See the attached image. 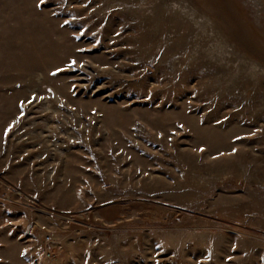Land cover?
Listing matches in <instances>:
<instances>
[{
	"label": "rangeland",
	"instance_id": "rangeland-1",
	"mask_svg": "<svg viewBox=\"0 0 264 264\" xmlns=\"http://www.w3.org/2000/svg\"><path fill=\"white\" fill-rule=\"evenodd\" d=\"M0 82L24 264H264V0H0Z\"/></svg>",
	"mask_w": 264,
	"mask_h": 264
},
{
	"label": "crops",
	"instance_id": "crops-1",
	"mask_svg": "<svg viewBox=\"0 0 264 264\" xmlns=\"http://www.w3.org/2000/svg\"><path fill=\"white\" fill-rule=\"evenodd\" d=\"M7 87L6 84L0 82V87ZM13 97V96H12ZM6 97L3 102L0 97V105H3L8 112L13 109L15 102L13 99ZM18 101L16 104H19ZM5 135V128L0 130L1 138ZM18 225L13 219H9L7 223L0 225V264H24L23 263V245L21 236L17 234Z\"/></svg>",
	"mask_w": 264,
	"mask_h": 264
},
{
	"label": "built area",
	"instance_id": "built-area-1",
	"mask_svg": "<svg viewBox=\"0 0 264 264\" xmlns=\"http://www.w3.org/2000/svg\"><path fill=\"white\" fill-rule=\"evenodd\" d=\"M33 225V223L27 224L23 233V239L30 234ZM27 240L28 239H26L25 241ZM59 249L60 245L57 239L51 233L46 232L45 234H43V238L41 240V249L39 251L36 249L38 253L34 254L32 257H29L31 254H33L34 251H32L30 252V254L28 253L25 258L28 257L27 262L29 264H48L55 259L57 251Z\"/></svg>",
	"mask_w": 264,
	"mask_h": 264
}]
</instances>
